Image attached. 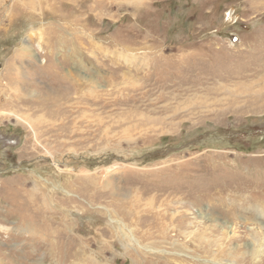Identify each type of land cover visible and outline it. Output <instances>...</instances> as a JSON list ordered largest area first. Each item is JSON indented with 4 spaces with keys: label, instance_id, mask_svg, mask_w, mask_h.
Here are the masks:
<instances>
[{
    "label": "rangeland",
    "instance_id": "1",
    "mask_svg": "<svg viewBox=\"0 0 264 264\" xmlns=\"http://www.w3.org/2000/svg\"><path fill=\"white\" fill-rule=\"evenodd\" d=\"M0 72V264H264V0H0Z\"/></svg>",
    "mask_w": 264,
    "mask_h": 264
},
{
    "label": "bare ground",
    "instance_id": "2",
    "mask_svg": "<svg viewBox=\"0 0 264 264\" xmlns=\"http://www.w3.org/2000/svg\"><path fill=\"white\" fill-rule=\"evenodd\" d=\"M41 62V61H40ZM1 73V72H0Z\"/></svg>",
    "mask_w": 264,
    "mask_h": 264
}]
</instances>
